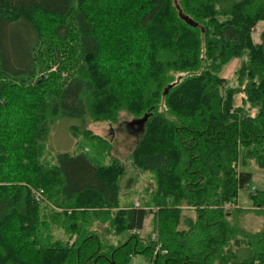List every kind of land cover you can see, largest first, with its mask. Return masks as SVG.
Here are the masks:
<instances>
[{"label":"trees","instance_id":"1","mask_svg":"<svg viewBox=\"0 0 264 264\" xmlns=\"http://www.w3.org/2000/svg\"><path fill=\"white\" fill-rule=\"evenodd\" d=\"M259 21L264 0H0V264H40L46 250L65 251L61 264H130L136 254L143 264H264V225L243 229L226 208L251 181L239 167L264 169ZM10 27L25 39L9 50ZM234 58L229 84L220 72ZM239 92L247 109L233 106ZM120 110L148 114L130 158L153 176L155 210L117 206L124 169L116 160H38L57 118L77 117L72 133L99 138L88 121L115 122ZM37 187L50 208L34 200ZM248 195L264 207V190ZM185 208L195 217L181 228ZM112 210L115 235L139 232L152 213L149 243L94 255L102 241L88 228ZM15 218L31 223L28 232ZM52 225L74 243L54 239Z\"/></svg>","mask_w":264,"mask_h":264},{"label":"rangeland","instance_id":"2","mask_svg":"<svg viewBox=\"0 0 264 264\" xmlns=\"http://www.w3.org/2000/svg\"><path fill=\"white\" fill-rule=\"evenodd\" d=\"M263 25L264 21H259L257 23V32ZM252 37L254 38V41H258L256 33H252ZM24 39L25 35L21 29L10 27L8 40L6 42L7 48L10 50L14 47L16 42L23 44ZM237 64V59H231L223 66L220 72L221 76L227 78L229 84H232L233 82L234 70ZM54 68L55 67H53V69ZM244 100L243 93H236L233 97V106H244V109H247L248 104ZM161 108H163L162 104ZM250 113L253 114L254 110L250 109ZM134 118L138 117L134 115L132 116V114H129L124 110H120L115 122L88 121L85 127L99 136V138H91L83 136L77 131L72 133V125L80 126L82 124L79 118L71 116L59 117L49 125L45 141L39 143V146L41 147L38 160L46 165L54 166L58 163V156L62 153H68L70 155L84 154L93 164L97 165H108L111 162H114L113 160H116L124 169L122 176L118 180L117 206H120L122 209L131 205L137 207L145 206L150 210H155L156 207L154 202H152L154 196L153 176L150 172L137 169V167L132 164L130 158V153L141 133V131H135L127 125V123ZM239 168L242 171L251 173V181L248 186L239 189L236 203H233V205H227V210L231 211L229 219H234L239 227L243 229L252 232L257 231L262 229L264 225V216L263 213H261V211L264 210V207L259 208V206H255L248 194L250 191L264 190V169L254 163ZM43 204L46 206L42 209L47 206L50 208V203L46 198L41 202L40 207H42ZM236 207H239V209L236 210ZM257 208H259V210ZM114 210H112V212L109 211V216L107 218H94L89 228L88 225H86L91 236L93 235L98 239L100 238L102 241L100 242L101 246L98 248L96 247L97 252H95L94 255L97 254L99 256L100 254L105 253L106 248L108 247L114 248V246H121L129 249L136 240H138V243L146 245L149 243V236L151 237L153 236L152 234H154L152 229V213L145 218L143 228L139 232L124 230L118 235L113 234V231L118 230L116 226L121 225L120 223H117L114 218ZM189 216L195 217V212L188 208H185L180 212L179 227H185V219L189 218ZM113 221L114 225L116 224L115 227L112 224ZM24 222L25 221L21 219L15 218L14 226L28 232L29 228H31V223L28 221L27 225H25ZM51 232L53 238L61 242L63 245H65V243H74L75 241V236L67 237V234L64 233L63 229H60L55 225L51 226ZM43 235L42 232V236ZM154 236L156 238V232ZM92 248H94V246ZM157 248L158 247L151 252L152 255L155 254ZM64 255L65 251L63 250L42 251L40 264H61L63 258L66 259ZM145 262L144 255L136 254L130 259L129 263L143 264ZM111 263L114 262L111 261Z\"/></svg>","mask_w":264,"mask_h":264},{"label":"water","instance_id":"3","mask_svg":"<svg viewBox=\"0 0 264 264\" xmlns=\"http://www.w3.org/2000/svg\"><path fill=\"white\" fill-rule=\"evenodd\" d=\"M191 23V22H189ZM192 25H196V23H192ZM170 88V85L167 86V89ZM167 90H164V93L166 92ZM148 117V114L147 113H144L141 117H138V118H134L132 119L130 122L127 123L128 126H136V129L138 131H143V125L146 121Z\"/></svg>","mask_w":264,"mask_h":264},{"label":"built area","instance_id":"4","mask_svg":"<svg viewBox=\"0 0 264 264\" xmlns=\"http://www.w3.org/2000/svg\"><path fill=\"white\" fill-rule=\"evenodd\" d=\"M44 194V191L42 188H32V195H33V198L36 202L38 203H41L43 202V200L45 199V197L43 196Z\"/></svg>","mask_w":264,"mask_h":264},{"label":"flooded vegetation","instance_id":"5","mask_svg":"<svg viewBox=\"0 0 264 264\" xmlns=\"http://www.w3.org/2000/svg\"><path fill=\"white\" fill-rule=\"evenodd\" d=\"M130 128L133 129V130H135V131H138V130L136 129V126H130Z\"/></svg>","mask_w":264,"mask_h":264}]
</instances>
